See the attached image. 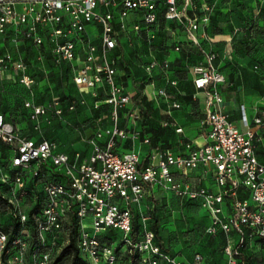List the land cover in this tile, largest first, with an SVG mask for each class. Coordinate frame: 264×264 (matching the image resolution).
Returning <instances> with one entry per match:
<instances>
[{
	"label": "built area",
	"instance_id": "built-area-1",
	"mask_svg": "<svg viewBox=\"0 0 264 264\" xmlns=\"http://www.w3.org/2000/svg\"><path fill=\"white\" fill-rule=\"evenodd\" d=\"M206 10L194 0H0V73L27 87L33 85L25 62L13 57L9 45L17 47L29 40L39 46L47 39L55 60L73 65L74 85L90 88L93 95L102 89L106 97L95 106L109 107L106 126L94 127L84 142L86 152L75 151L72 156L60 150L55 141H37L23 134L0 110V144L8 152L6 158L0 156V207L20 224L31 219L35 234L34 242L23 229L9 239L0 227V264H52L55 251H62L74 237L88 264H131L136 253L138 264H180L154 245V233L144 225L147 215L141 216V231H133L132 208H139L155 186L187 199L201 198L209 218L206 232L212 236L223 233V247L229 255L246 233L264 239V163L255 152L257 133L249 128L243 105L244 130L222 110L218 85L225 76L214 64L215 53L203 51L204 61L191 69L194 88L202 92L212 109L200 119L205 130L203 143L183 151L175 152L160 142L152 144L149 136L141 134L136 127L139 111L120 81L117 62L126 56L121 37L133 50L132 32H148L161 13L177 26L175 30L180 26L189 40L200 46L199 38L205 36L203 28L208 23ZM253 17L264 20L261 6ZM89 23L100 26L94 39L89 37ZM173 49H181V40L174 42ZM168 61L154 56L146 59L141 66L147 81L155 86L152 99L144 92L147 82L142 91L148 100L161 98L172 118L168 110L179 108L180 103L153 80V70L158 67L170 86L177 85L168 77ZM84 101L81 97L79 103ZM52 104L53 112L60 113L58 97ZM24 105L30 109L29 117L38 122L49 109L33 100H25ZM68 107L73 109L74 104ZM172 119L173 123L164 120L162 125H175ZM252 123L264 125V109ZM174 131L180 133L182 127L175 126ZM123 138H138L149 150L140 156L133 148L116 149ZM194 170L210 172L207 184H195L200 177L191 173ZM38 203L39 209L30 216L29 210ZM109 228L120 231L119 240L101 237ZM8 245L18 249L11 258L5 256ZM201 260L202 255L195 251L189 264H201Z\"/></svg>",
	"mask_w": 264,
	"mask_h": 264
},
{
	"label": "rangeland",
	"instance_id": "rangeland-1",
	"mask_svg": "<svg viewBox=\"0 0 264 264\" xmlns=\"http://www.w3.org/2000/svg\"><path fill=\"white\" fill-rule=\"evenodd\" d=\"M206 1L209 7L208 14L213 12L214 25L209 27L210 30L223 34H232L236 28L239 30L249 29L257 31L260 36L258 49L254 48L250 41L239 43L232 41L230 47L232 50L243 49L253 55L256 62L264 63V26L259 24L251 25H235L233 21L239 15L248 11L253 14L256 10V5L253 0H214L212 4ZM264 7V2L262 4ZM89 31L90 39H94L100 31V26L95 23L86 25ZM72 37V35H69ZM133 39L142 42V47L138 50V56H130L129 72L130 85L126 86L128 91H132L133 87L141 90L144 83V92L152 99L155 86L147 81V74L142 70L141 65L145 63L146 55L152 53L155 57L162 60H169L168 67L179 65L174 69V77L179 79V85L173 88L169 85L166 76L160 68L153 70V80L155 84L163 85L171 98L176 102L181 103L182 107L178 108L180 113H184L191 119L200 117L194 105L196 99L191 95L185 94V84H189L190 61L183 63L173 49V33L172 29L165 26L161 21L155 24L150 32L133 33ZM122 51H128L127 40L121 37ZM9 50L15 55V59H21L29 64V73L34 76L35 83L30 87L17 83L5 77L4 73H0V92L6 98L0 96V108L4 116L23 134L29 133L33 138L42 136L45 139L58 143L60 150L72 156L75 151L81 154L86 152L84 145L85 140L91 135L94 126L98 123L101 126L106 125L107 111L102 109H94L92 105L98 91L93 95L90 88L78 89L71 82V75L74 68L70 64L63 61L57 62L49 57V44L44 43L40 46L27 44L24 47L20 45H9ZM183 63V64H182ZM192 68V67H191ZM126 70V69H125ZM3 72V71H2ZM170 75V79H174ZM68 91L73 96L65 97L64 93ZM142 92V91H141ZM37 99L47 106L49 109L44 116L39 117V122L35 119L27 117V112H30L29 107L24 105L25 100H31V97ZM59 98L58 108L60 113L53 112L52 100ZM85 99L84 103H79L80 98ZM140 100L142 103L143 112L139 111V118L136 120V125L140 128L141 134L149 136L150 140H170L172 143L181 138V135L173 131L174 125L163 126L164 120L171 121L173 119L166 117L163 110L168 109L166 103L161 98L156 97L154 100H147L141 93ZM192 105L191 109H186L187 103ZM74 104L73 109H69V104ZM92 116V118H91ZM178 122L185 127L188 123L183 118H179ZM39 124V127H35ZM122 145L132 146L135 151L143 153V149L139 148V139L134 140L123 138ZM154 190V194L147 197L144 203L139 207V212L142 215H147L146 222L148 225L158 224V231L163 238L165 245L168 247L176 262L180 264H189L191 262L190 253L198 248L197 245L203 241L202 246L205 250L200 253L202 255L201 264H264V239L258 238L255 235L244 236L241 244L237 245L232 255H229L224 250L222 245V236L214 235V248L211 247L212 235L206 232L205 224L207 223V210L201 203V198H195L192 201H185L182 196L172 195L165 199L162 197L161 188L158 186ZM11 213L0 207V226L7 228L10 221ZM142 219H140V224ZM172 221L170 224L165 222ZM201 245V244H200ZM18 249L11 247L6 252V257L11 258L16 255ZM240 255L246 257V261L240 259ZM29 258V253L25 256ZM88 260L84 251H80L78 255V264H86ZM52 264H67L70 261V255L66 252L61 253L58 249L53 255Z\"/></svg>",
	"mask_w": 264,
	"mask_h": 264
},
{
	"label": "crops",
	"instance_id": "crops-1",
	"mask_svg": "<svg viewBox=\"0 0 264 264\" xmlns=\"http://www.w3.org/2000/svg\"><path fill=\"white\" fill-rule=\"evenodd\" d=\"M160 1L161 3L164 2V0H160ZM194 1L196 2L198 7L204 6L207 8L205 13L208 16V23L203 28L205 36H201L199 38L200 46H197L196 44L191 42L188 36L185 34V32L181 31L180 29L175 30L177 28L175 24H173L172 27L170 26L171 24L169 21H165V22L161 21L165 26L171 29L174 28L175 31L172 29L173 43L178 39L181 40L180 54L179 56L177 53L175 55L176 57H179V59H181V62L186 64V62L190 61L191 65L194 66L204 61L203 51H212L215 53L216 56L214 59V64L217 66L219 71L222 72L225 76V81L218 85V89L223 96V102L221 104L222 110L226 113L230 121H232L240 129L244 130L246 126L243 125V122L241 121V105H243L244 113L248 119L249 128L255 130L257 133L254 139L255 152L257 154L259 161L264 163V125L257 126L252 123L253 117L260 110L264 109V63L262 64L261 62H256L253 59L254 54L246 52L243 49L232 50L230 47V43L232 41L239 43L250 41L253 47L258 49L259 41H260L259 38L260 36L258 35L259 33H257V31L255 30L249 31L248 28L245 30L244 29L239 30V28H236L232 34H223L220 32L214 33V31L210 30V28L212 27H209L211 25H214V17L212 16L213 12H211L210 14L207 13V11L209 10L208 5L206 4L207 0H194ZM209 2L212 4L214 0H210ZM263 2L264 0H262L261 4H259L258 2L256 3V1L253 2V4L256 5L255 6L256 10L258 9L259 6L262 7ZM102 9L103 11L107 10V8H102ZM254 13L250 14L248 13V11H246L243 14L239 15L233 21L235 22V25H240V23L241 25H245V24L251 25L255 23L262 25L263 27L264 20L261 17L254 19L253 17ZM153 26H151V28ZM151 28L148 30V32L151 31ZM133 33L134 32H132L131 34L134 43L133 49L134 52H136V54H139L138 50L142 47V42L133 39ZM135 33H146V32L142 31ZM129 51L130 48L126 53H128ZM148 55H150V57L151 56L155 57V55H153L150 52ZM125 66L129 67V64ZM178 67L179 65L178 66L173 65V69H172L173 73L170 71L168 73V77L170 75H173L175 71L174 69ZM191 67H190V76H189L190 82L189 84H185L184 86L185 94L191 95L196 99V103H195L196 105H194V108L198 113H200V117L198 116L197 119H191L186 114L180 113V111L177 112L178 108L169 109L168 111L171 117L174 118L175 120V125L172 127L173 131L175 126L182 127V132L178 133L174 131L176 134L181 135V138L175 140L173 143L170 140L167 141L157 140L154 142L153 140L151 141L152 144H156L160 142L163 144V146L170 147L171 150L175 152L183 151L184 149H189L192 148L193 146L203 143L205 130L203 127L200 126V119L204 116V114L208 111V109H212V106H208L206 104L202 92L197 91L194 88L192 82L193 74L191 71L192 69ZM142 70L144 71L143 68ZM125 73L128 74V77H123ZM119 74H121L120 79H123V82H125L124 83L125 86H129L130 85L129 78L131 77L130 72L128 70H125L124 68V69H120ZM174 79H176L179 85V79L176 76L174 77ZM141 90H143V87L141 88ZM129 92L132 98H134V95L137 92V87L134 86L132 91ZM135 106H136L135 107L136 110L139 111L140 105L135 104ZM181 107L182 105L180 103L179 108ZM185 108L191 109L192 105L188 102L185 105ZM166 111L167 109L163 110V113H165L166 117H168ZM179 118L185 119V121L188 123V126L185 127L184 125L180 124L178 122ZM136 127L139 128L137 125ZM132 148H133L132 146L122 145L121 141H118L116 143V149L121 151L130 150ZM139 148L143 149V153H140L138 151L140 156H144L149 150V146L146 144H139ZM191 173L193 175H197L198 177H200L198 180L196 179L195 181V184L197 185L207 184V179L210 178V172H204L203 170H194ZM206 218L208 223L209 220L208 215ZM218 235L222 236L221 239L223 245L224 235L223 233H218ZM200 244L197 245L198 248H195L194 251L190 253V258H192V255L195 251L202 253V251L205 250V247L202 246L203 241H201ZM209 248L212 249L214 248V236L212 237L211 247Z\"/></svg>",
	"mask_w": 264,
	"mask_h": 264
},
{
	"label": "trees",
	"instance_id": "trees-1",
	"mask_svg": "<svg viewBox=\"0 0 264 264\" xmlns=\"http://www.w3.org/2000/svg\"><path fill=\"white\" fill-rule=\"evenodd\" d=\"M261 12L264 13V7H261ZM160 21H163V22L166 21V20L163 18V16H162L161 13L158 14L157 21H156L155 24H157V22H160ZM170 24H171V23H170ZM170 26L173 27V24H171ZM172 29L174 30V28H172ZM178 29H181V27L179 26ZM174 31H175V30H174ZM45 42L49 44V49H48V51H49V57H50V59L55 60V58L53 57V55H52V53H51V44L49 43V41H48L47 39H45L41 45H43ZM27 44H29V45H33V44L28 40V41H25V43H24L23 45H20V47L22 48V47L26 46ZM39 46H40V45H39ZM138 55H140V54H136V53L134 52V49H133V50L131 49L128 53H126V56L122 57L121 60H119V61L117 62V69H124V68H125L126 70H128L129 67H127V66H125V65L129 64L130 56H138ZM13 57L15 58V55H14V54H13ZM149 57H150V55H146L144 61L146 62V59L149 58ZM63 62L68 63V64H70V66L73 67V65H72L71 63L66 62V61H63ZM122 62H124V64H122ZM168 62H169V61H168ZM25 64H26V72H27L31 77H33V79H34V76H32V75L29 73V64H28L27 62H25ZM172 69H173V67H169V70H170L171 72H172ZM128 71H129V70H128ZM172 73H173V72H172ZM123 77H128V74L125 73V75H124ZM70 79H71L72 84H74L73 81H72V75H71V78H70ZM175 80H176V79H175ZM120 81H121L123 84L125 83V82H123V79H120ZM17 83H18V82H17ZM34 83H35V80H34ZM177 86H178V82H177V85H176L175 87H173V88H176ZM141 91H142V90H140V89L137 88V92H136V94L134 95V98H132V99L134 100V103H135V104L140 105V109H139L140 113L143 112V110H142V103H141V100H140V95H141V93H142ZM142 94H143V93H142ZM64 95H65V97L73 96L72 94H69L68 91H66V92L64 93ZM143 95H144V94H143ZM144 96H145V95H144ZM105 97H106L105 92H104L102 89L98 90V93H97V95H96V98H95V100H94V104L92 105V107H93L94 109H102V108H104V110L107 111V117H106V123H107L108 114H109V107H108L107 105H105V104H99L98 106H95V102H96V101L100 102V101L104 100ZM1 98L5 99L6 96L2 93ZM145 98L147 99L146 96H145ZM30 99L33 100V101L36 102V103H41V102L37 99V97H33V96H32ZM58 99H59V98H58ZM171 99H172V98H171ZM147 100H148V99H147ZM150 101H151V100H150ZM0 110H1V112L3 113V111H2L1 108H0ZM27 117H29V112H27ZM5 118H6V117H5ZM91 118H92V116H91ZM96 126H101V125H99V124L97 123L94 127H96ZM104 126H106V125H104ZM104 126H101V127H104ZM19 131H20V130H19ZM92 131H93V130H92ZM26 134H29V133H26ZM29 135H30L31 137H33V135H31V134H29ZM35 139H36L37 141H39V140L43 139V137H42V136H37V137H35ZM151 141H152V140H151ZM58 146H59V145H58ZM0 156L3 157V158H6V157L8 156V152L5 150V147L3 146V144H0ZM156 187H158V186H155L154 188L149 189V192L147 193V195H146V197H145V200H147V197H148V196H150V198H152L151 195L154 194L153 192H154L155 189H157ZM161 191H162V194H163L162 197L165 198V199H167L168 197H171L173 194H174V195H177V194H175V193H173V192L165 191V190H162V189H161ZM166 192H167V194H166ZM178 196H179V195H178ZM182 198H183L185 201H192V200H194V199H187V198H185V197H183V196H182ZM38 209H39V203L36 204L32 209L29 210V215L31 216V215L33 214V212L37 211ZM138 209H139V208H137V207L132 208V226H133V231H137V232H138V231H141L142 226H143V222H141V224H140L141 214H140V212H139ZM10 218H11V219H10V221H9L8 224H7V225H8L7 228H2V227L0 226L4 231H6V232L8 233V236H9L8 238H9V239L13 238L14 236H17V235L19 234V232L23 229V230H26L27 233L30 235V237H31V241H32V242L35 241V236H34V235H35V234H34V223H33V221H32L31 219H30V221L26 222L25 224H20V222H19V220H18L17 218H15V217H13V216H11ZM141 221H142V220H141ZM72 223H73V231H74V233H75V231H76V220H75V218L73 219ZM170 223H172V221H167V222H165V225H166V224H170ZM206 224H207V223H206ZM206 224H205V227H206ZM144 225H145L146 228L151 229V230L153 231V233H154V238H153L154 245H155L156 247H158L159 249H161V250H163V251H165V252H167V253H169V254L171 255V252L169 251L168 247L165 245V242H164L163 238H162L161 235L159 234V231H158V229H159V228H158V224H154L153 226H152V225L150 226V225H148L147 222L145 221V222H144ZM220 233H221V232H220ZM101 237H102L103 239H105V240H108V241H117V240H119V238H120V231L117 230V229L109 228V229H106V230L102 233ZM224 241H225V239H224ZM242 242H243V241H242ZM242 242L237 243V245L241 244ZM223 245H224V243H223ZM237 245H236V246H237ZM7 249H9V245H8V248H7ZM63 252H66L67 254L70 255V261H69L67 264H78V263H77V260H78V255H79V253H80V250H79L78 247L76 246V243H75V237L72 238V239L70 240L69 244H68L66 247H64V248L62 249L61 253H63ZM137 257H138V254H137V253L133 255V257H132V263H131V264H138V263H137V260H136ZM238 257H240V259H241L242 261H246V257H245V256L240 255V256H238ZM81 259L87 264V261H85L83 258H81ZM161 264H162V263H161Z\"/></svg>",
	"mask_w": 264,
	"mask_h": 264
},
{
	"label": "bare ground",
	"instance_id": "bare-ground-1",
	"mask_svg": "<svg viewBox=\"0 0 264 264\" xmlns=\"http://www.w3.org/2000/svg\"><path fill=\"white\" fill-rule=\"evenodd\" d=\"M166 194H167V192H166ZM169 198V197H168Z\"/></svg>",
	"mask_w": 264,
	"mask_h": 264
}]
</instances>
